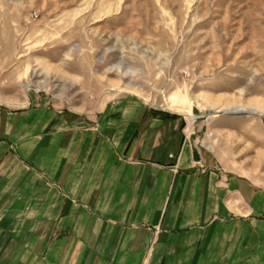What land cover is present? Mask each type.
<instances>
[{
  "label": "crops",
  "instance_id": "0c3cea01",
  "mask_svg": "<svg viewBox=\"0 0 264 264\" xmlns=\"http://www.w3.org/2000/svg\"><path fill=\"white\" fill-rule=\"evenodd\" d=\"M182 122L0 106V264H264V119L240 163Z\"/></svg>",
  "mask_w": 264,
  "mask_h": 264
},
{
  "label": "rangeland",
  "instance_id": "374dc122",
  "mask_svg": "<svg viewBox=\"0 0 264 264\" xmlns=\"http://www.w3.org/2000/svg\"><path fill=\"white\" fill-rule=\"evenodd\" d=\"M124 96L240 163L264 119V0H0V106L95 116Z\"/></svg>",
  "mask_w": 264,
  "mask_h": 264
},
{
  "label": "water",
  "instance_id": "95a60500",
  "mask_svg": "<svg viewBox=\"0 0 264 264\" xmlns=\"http://www.w3.org/2000/svg\"><path fill=\"white\" fill-rule=\"evenodd\" d=\"M193 112H194L195 114H198V113H199V110H198V108H197V107H195V108H194V110H193ZM236 112H237V111H236ZM236 112H235V113H236ZM237 113H240V112H237Z\"/></svg>",
  "mask_w": 264,
  "mask_h": 264
},
{
  "label": "bare ground",
  "instance_id": "6f19581e",
  "mask_svg": "<svg viewBox=\"0 0 264 264\" xmlns=\"http://www.w3.org/2000/svg\"><path fill=\"white\" fill-rule=\"evenodd\" d=\"M244 110V109H243Z\"/></svg>",
  "mask_w": 264,
  "mask_h": 264
}]
</instances>
